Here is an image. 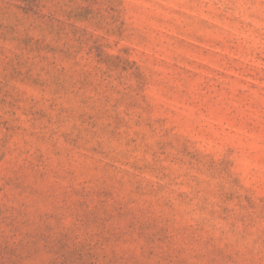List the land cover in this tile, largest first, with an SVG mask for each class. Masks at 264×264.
<instances>
[{
	"label": "rangeland",
	"instance_id": "obj_1",
	"mask_svg": "<svg viewBox=\"0 0 264 264\" xmlns=\"http://www.w3.org/2000/svg\"><path fill=\"white\" fill-rule=\"evenodd\" d=\"M0 264H264V0H0Z\"/></svg>",
	"mask_w": 264,
	"mask_h": 264
}]
</instances>
